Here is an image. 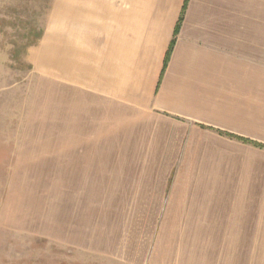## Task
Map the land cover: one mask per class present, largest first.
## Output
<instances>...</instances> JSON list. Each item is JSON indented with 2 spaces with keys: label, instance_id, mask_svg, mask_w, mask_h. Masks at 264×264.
I'll list each match as a JSON object with an SVG mask.
<instances>
[{
  "label": "crops",
  "instance_id": "crops-1",
  "mask_svg": "<svg viewBox=\"0 0 264 264\" xmlns=\"http://www.w3.org/2000/svg\"><path fill=\"white\" fill-rule=\"evenodd\" d=\"M185 3L62 0L27 47L29 71L51 77L49 110L35 97L4 149L37 178L56 170L79 205L65 217L66 246L90 248L87 223L118 202L133 222L150 218L143 264H165V233L212 248L213 225L264 248V0ZM9 62L0 54V70L23 77ZM32 223L53 238L50 211Z\"/></svg>",
  "mask_w": 264,
  "mask_h": 264
},
{
  "label": "rangeland",
  "instance_id": "rangeland-1",
  "mask_svg": "<svg viewBox=\"0 0 264 264\" xmlns=\"http://www.w3.org/2000/svg\"><path fill=\"white\" fill-rule=\"evenodd\" d=\"M50 4H62V0H0V54L9 56L7 69H24L23 77H12L4 67L0 70V264H143L151 255L143 256L142 250L151 235L152 244L155 241L150 218L137 217L133 222L116 209L118 202H112L113 215L87 223L88 230L95 231L89 234L97 237L88 243L90 248L66 246L65 217L79 205L66 199L56 170L51 169V177L37 178L36 170L15 169L4 149L6 146L12 151L21 139L8 135L11 130L27 127L33 104L38 102L35 97H40L41 113L49 107L51 77L31 73L22 59L43 30ZM15 79L20 84L10 88ZM47 123L42 128H47ZM43 208L51 212L53 238L33 232L38 228L32 217ZM226 228L224 224L213 225L212 248L181 247L174 233H165L158 258L165 264H264V248H242L241 234L227 232Z\"/></svg>",
  "mask_w": 264,
  "mask_h": 264
},
{
  "label": "trees",
  "instance_id": "trees-1",
  "mask_svg": "<svg viewBox=\"0 0 264 264\" xmlns=\"http://www.w3.org/2000/svg\"><path fill=\"white\" fill-rule=\"evenodd\" d=\"M188 1H189V0H186L185 7H184V11H185V9H186V6H187V4H188ZM173 46H174V42L171 44V47H170V49H169V52H168V55H167V58H166L165 67H166V65H167V63H168V61H169L170 56H171V53H172V50H173ZM242 140L247 141V142H250V141L245 140V139H242ZM260 146H262V145H260Z\"/></svg>",
  "mask_w": 264,
  "mask_h": 264
}]
</instances>
